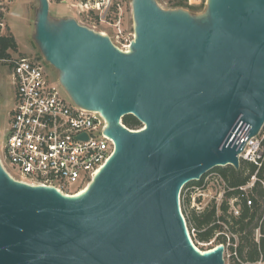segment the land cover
Masks as SVG:
<instances>
[{
  "label": "water",
  "instance_id": "obj_1",
  "mask_svg": "<svg viewBox=\"0 0 264 264\" xmlns=\"http://www.w3.org/2000/svg\"><path fill=\"white\" fill-rule=\"evenodd\" d=\"M39 2L44 61L104 117L115 151L82 195L16 180L0 160V264H225L223 244L194 246L181 195L215 168L240 169V117L251 138L264 128V0H208L202 16L133 0L125 51L75 19L52 23Z\"/></svg>",
  "mask_w": 264,
  "mask_h": 264
},
{
  "label": "built area",
  "instance_id": "obj_2",
  "mask_svg": "<svg viewBox=\"0 0 264 264\" xmlns=\"http://www.w3.org/2000/svg\"><path fill=\"white\" fill-rule=\"evenodd\" d=\"M61 2H73L71 5L80 13L97 15L98 23L119 25L109 17L121 9L120 0ZM10 7L11 0H0V38L8 30ZM0 61L11 67L15 88V107L10 112L9 128L3 140L0 131V160L6 171L16 180L53 186L69 195L86 189L115 151L114 141L104 134V117L99 112L78 107L57 77L47 71L45 61L10 57ZM250 131L251 126L240 117L230 132L231 142L232 147L241 150L240 161L255 164L258 173L264 167V136L260 133L251 138ZM256 181L254 177L251 186ZM233 209L239 215V209L234 206Z\"/></svg>",
  "mask_w": 264,
  "mask_h": 264
},
{
  "label": "rangeland",
  "instance_id": "obj_3",
  "mask_svg": "<svg viewBox=\"0 0 264 264\" xmlns=\"http://www.w3.org/2000/svg\"><path fill=\"white\" fill-rule=\"evenodd\" d=\"M50 4V16L52 23H58L62 19L72 18L92 30L110 37L116 47L125 51L129 48L135 39V21L133 15V0H120L121 9H116L110 14L109 20H115L117 27L98 23V17L95 14L80 13L78 9L73 8L71 3H63L61 0H48ZM159 6L166 11L182 10L193 16H202L207 11L208 0H156ZM40 7L39 0H11V7L8 15V30L5 35H12L18 44L17 52H9V57L13 59L30 58L36 61L44 62L43 54L34 39L36 31L37 12ZM11 67L0 61V131L3 140L4 132L9 128L10 112L15 107V88L11 77ZM47 71L52 77H58L57 72L47 65ZM143 129V125L135 131ZM264 136V128L261 137ZM15 177L18 174L8 168ZM218 169L215 168L207 174L201 186H195L192 182L186 185L181 195V207L184 217L187 221L188 230L194 246L201 252L206 253L213 250L217 244L215 240L211 242H200L197 240V234L188 224L190 213L193 210L201 212L209 205L215 203L220 206L226 200L227 186L220 178ZM253 181V180H252ZM245 187L249 192L253 186L252 183ZM255 181V180H254ZM264 183V179L262 181ZM264 187V186H263ZM257 197V196H256ZM189 199V205H185V199ZM233 204L232 201H230ZM262 204V203H261ZM239 209V207H235ZM264 208V201H263ZM264 210V209H263ZM232 213L235 211L232 207ZM261 225L264 229V211ZM231 237V234H228ZM237 242V237L235 238ZM256 239H260V233L257 232ZM236 246V245H235ZM225 264H264V260L258 263H246L228 249L224 253Z\"/></svg>",
  "mask_w": 264,
  "mask_h": 264
},
{
  "label": "trees",
  "instance_id": "obj_4",
  "mask_svg": "<svg viewBox=\"0 0 264 264\" xmlns=\"http://www.w3.org/2000/svg\"><path fill=\"white\" fill-rule=\"evenodd\" d=\"M17 50L18 44L12 35L6 34L0 38V60L8 58L9 52H17ZM123 123L131 130H138L142 126V123L133 116L124 117ZM257 170L258 167L255 164L247 161H241L238 170L232 166L218 169L220 178L228 189L225 195L226 200L220 206L213 203L201 212L191 211L190 220H188V224L197 234L198 241L215 240L217 245L223 244L233 256L236 254L246 263H258L264 260V229L261 225L264 211V187L262 185L264 167L258 173ZM206 177L207 175L200 182L194 183L195 186H201ZM254 177L257 181L252 189L249 192L242 190L250 184ZM189 202L190 200L186 198L184 204L189 205ZM233 206L239 207V215L232 213ZM258 231L259 240L256 239Z\"/></svg>",
  "mask_w": 264,
  "mask_h": 264
},
{
  "label": "bare ground",
  "instance_id": "obj_5",
  "mask_svg": "<svg viewBox=\"0 0 264 264\" xmlns=\"http://www.w3.org/2000/svg\"><path fill=\"white\" fill-rule=\"evenodd\" d=\"M85 190H86V189H83L81 192H79L80 195L84 194V193H85ZM79 193H78V194H79ZM80 195H79V196H80ZM202 253H203V252H202Z\"/></svg>",
  "mask_w": 264,
  "mask_h": 264
},
{
  "label": "flooded vegetation",
  "instance_id": "obj_6",
  "mask_svg": "<svg viewBox=\"0 0 264 264\" xmlns=\"http://www.w3.org/2000/svg\"><path fill=\"white\" fill-rule=\"evenodd\" d=\"M11 70V69H10Z\"/></svg>",
  "mask_w": 264,
  "mask_h": 264
}]
</instances>
